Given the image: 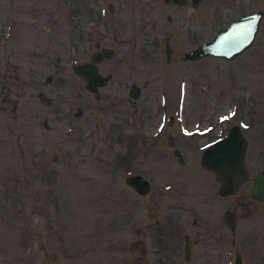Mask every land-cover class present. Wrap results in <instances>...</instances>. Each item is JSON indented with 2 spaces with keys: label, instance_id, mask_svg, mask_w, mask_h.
Listing matches in <instances>:
<instances>
[{
  "label": "rangeland",
  "instance_id": "rangeland-1",
  "mask_svg": "<svg viewBox=\"0 0 264 264\" xmlns=\"http://www.w3.org/2000/svg\"><path fill=\"white\" fill-rule=\"evenodd\" d=\"M258 9L264 0H0V264H130L144 242L135 222L169 199L163 185L202 168L203 147L234 123L250 175L218 194V210L235 211L242 264H264V202L250 197L264 170V15L236 58L181 59ZM101 48L113 51L99 63L111 78L90 92L71 65ZM134 172L148 194L125 184ZM208 183L219 186L213 173Z\"/></svg>",
  "mask_w": 264,
  "mask_h": 264
},
{
  "label": "flooded vegetation",
  "instance_id": "flooded-vegetation-1",
  "mask_svg": "<svg viewBox=\"0 0 264 264\" xmlns=\"http://www.w3.org/2000/svg\"><path fill=\"white\" fill-rule=\"evenodd\" d=\"M96 45L99 47V43ZM104 49L106 48L96 49L94 52H103ZM171 51L172 47L170 53ZM171 118L170 116L169 122H172ZM168 140L173 141L170 134ZM181 156V160L176 156L177 161L186 163L187 159L182 151ZM201 166L202 168L184 169V174L188 176L184 177L181 183L163 185L162 191L169 199L162 204L152 205V210L147 212V222L141 225L138 221L135 222V237L138 233H143L145 244L135 240L131 246L130 264H235V251L238 250L240 255L241 251L234 247L235 232L225 222V215L235 211L226 207L219 212V186L217 188L208 183L213 171L202 164ZM150 191L151 187L145 194Z\"/></svg>",
  "mask_w": 264,
  "mask_h": 264
},
{
  "label": "water",
  "instance_id": "water-1",
  "mask_svg": "<svg viewBox=\"0 0 264 264\" xmlns=\"http://www.w3.org/2000/svg\"><path fill=\"white\" fill-rule=\"evenodd\" d=\"M183 5L185 0H164ZM201 0H191L195 6ZM264 15L263 9L236 17L224 27L219 28L214 35L187 50L182 55V60H196L205 56L220 57L231 60L242 54L255 40ZM169 36H165L164 53L167 60L170 56ZM112 49L106 48L103 52L96 51L91 55V60H86L71 65L72 71L84 80V86L90 92H96L99 87L104 86L111 74H102L98 63L104 57H110ZM140 86L131 83L129 96L136 98L139 95ZM247 139L239 124H232L226 133L208 143L202 150L201 164L214 172L219 181V194H234L238 188L249 178V170L245 162ZM174 154L182 159L181 151L174 149ZM125 184L140 194L150 190L151 183L140 172L129 173L124 177ZM250 197L264 202V170L254 174ZM225 222L235 232V213L228 212ZM235 264H242L239 251H235Z\"/></svg>",
  "mask_w": 264,
  "mask_h": 264
}]
</instances>
